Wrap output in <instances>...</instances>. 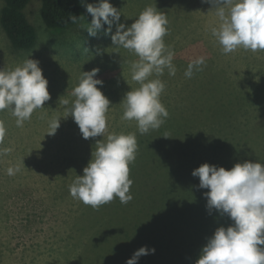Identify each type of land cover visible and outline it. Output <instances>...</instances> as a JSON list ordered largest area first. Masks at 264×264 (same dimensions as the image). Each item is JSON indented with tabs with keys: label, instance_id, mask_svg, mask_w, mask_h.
Instances as JSON below:
<instances>
[{
	"label": "rangeland",
	"instance_id": "1",
	"mask_svg": "<svg viewBox=\"0 0 264 264\" xmlns=\"http://www.w3.org/2000/svg\"><path fill=\"white\" fill-rule=\"evenodd\" d=\"M87 1L94 6L100 2ZM108 2L121 12L118 23L125 30L148 6L166 14L163 39L174 50L176 73L165 70L151 79L165 84L160 101L169 116L159 129L143 135L136 121L122 119L125 94L140 86L130 70L139 58L112 44L117 23L111 31L104 24L89 35L88 23L82 21L85 0L83 17L71 27L50 35L37 24L38 43L30 50L15 49L0 26V70H14L28 58L38 60L50 93L22 127L10 109L0 111L6 127L0 151L10 149L0 155V264H126L145 246L155 251L137 264H196L215 230L233 221L214 209L209 212L208 189L198 187L193 170L204 163L226 170L245 161L264 164V50L238 48L224 54L211 34L218 24L213 6L202 0ZM199 56L205 57L203 70L186 78L189 62ZM92 69H99L95 78L103 85L97 87L110 106L104 136L84 139L74 119L64 118L60 100H74L71 93L82 72ZM239 103L247 106L228 118L229 109L237 113ZM55 116L61 117L60 127L48 135V121ZM113 133L136 135L129 178L155 195L145 193L127 204L114 198L96 210L74 199L69 188L83 176L97 141ZM247 136L250 141H231ZM16 166L20 170L8 175V168Z\"/></svg>",
	"mask_w": 264,
	"mask_h": 264
},
{
	"label": "clouds",
	"instance_id": "2",
	"mask_svg": "<svg viewBox=\"0 0 264 264\" xmlns=\"http://www.w3.org/2000/svg\"><path fill=\"white\" fill-rule=\"evenodd\" d=\"M202 3L213 6L218 24L211 28V34L224 54L238 48L253 52L264 50V0H202ZM86 9L92 15L86 29L89 35L95 36L104 24L109 26L107 31H111L113 23H117L116 32L111 36L112 44L139 58L130 63V70L132 80L140 86L125 94L121 102L122 119L136 121L142 135L159 129L169 116L160 101L165 84L151 77L162 76L165 70L171 76L176 73L174 50L163 39L168 32L166 14L148 6L125 30V25L118 23L121 12L108 0H100L96 6L88 4ZM77 18L69 17L72 22ZM205 64L203 56L190 61L185 77L191 78L194 72L202 71ZM98 72L99 69L82 72L78 86L71 93L75 99L60 100L66 110L64 118L74 119L84 139L104 136L107 128L110 101L97 87L103 85L102 80L95 78ZM47 85L38 60L28 58L14 70H0V111L10 109L17 118V126L22 127L24 121L50 99ZM60 120L59 116L49 119L48 135L56 133ZM5 136V124L0 121V144ZM137 147L134 133H113L106 141H97L83 176H77L70 186V195L96 210L114 198H119L122 204L129 203L133 199L129 165L135 161ZM9 151L3 149L0 155ZM19 170V166L9 167L7 173L11 176ZM192 176L199 178V188L208 189L204 195L209 212L214 209L233 221L231 226L215 230L196 264H264V164L245 161L226 170L204 163L193 170ZM154 251L141 247L126 264H137L141 256Z\"/></svg>",
	"mask_w": 264,
	"mask_h": 264
},
{
	"label": "trees",
	"instance_id": "3",
	"mask_svg": "<svg viewBox=\"0 0 264 264\" xmlns=\"http://www.w3.org/2000/svg\"><path fill=\"white\" fill-rule=\"evenodd\" d=\"M83 1L84 0H39L38 2H34L33 0H0V26L15 49L30 50L38 43V25H40V31L42 33L49 32L50 35H55L58 30L71 27L80 21L84 15ZM85 1V4L88 5V1ZM92 5L94 6V3ZM85 12V17L82 21L90 24L92 15L87 12V9ZM70 16H76L78 18L75 22H72L69 19ZM41 39L42 35L40 33V40ZM239 104L243 105L238 107L237 113H234L231 108V110L229 109L227 114L228 118L232 115H239L247 106L245 103ZM244 122H246V118L241 120V123ZM241 138L250 141L248 136L234 137L231 141L237 143ZM136 183L137 182H133L130 187V194L134 199H143L142 196H144L145 193L150 197L151 195H155L153 192L147 191L144 188L140 189V186ZM180 193L186 194L182 190ZM175 196L178 195L173 193L172 197Z\"/></svg>",
	"mask_w": 264,
	"mask_h": 264
}]
</instances>
